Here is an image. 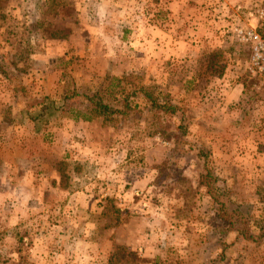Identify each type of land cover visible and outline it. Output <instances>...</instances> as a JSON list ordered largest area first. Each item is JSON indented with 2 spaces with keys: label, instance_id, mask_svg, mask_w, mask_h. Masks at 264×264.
<instances>
[{
  "label": "rangeland",
  "instance_id": "1",
  "mask_svg": "<svg viewBox=\"0 0 264 264\" xmlns=\"http://www.w3.org/2000/svg\"><path fill=\"white\" fill-rule=\"evenodd\" d=\"M263 4L0 0V264H264V238L221 259L234 235L199 185L218 176L260 233L264 82L232 26ZM141 87L182 108L185 135L147 110ZM83 92L136 108L74 118Z\"/></svg>",
  "mask_w": 264,
  "mask_h": 264
},
{
  "label": "trees",
  "instance_id": "2",
  "mask_svg": "<svg viewBox=\"0 0 264 264\" xmlns=\"http://www.w3.org/2000/svg\"><path fill=\"white\" fill-rule=\"evenodd\" d=\"M223 70V68L219 67V75L223 72ZM115 80L120 79L113 77L109 79L110 83H108L105 91L111 89V85H113ZM106 93L111 99L115 100L112 91H107ZM137 93L142 94L143 100L145 101V107H147V110L153 112L155 115H166L169 117L176 116L179 121V124L176 126V135H185L186 129L183 126V111L179 105L169 100H162L160 97L158 98L159 95H154L153 92L148 88L141 87L139 90H137ZM79 95L83 96L84 98L85 109L83 108L77 110L74 118H82L86 121H89L94 117H98L105 121L117 120L120 117H125L129 111L135 110L136 108V104H131L128 101L127 96L123 99L119 98L117 101L120 107L115 108L105 104L104 99L97 93L83 92ZM44 102H46V105L45 107L41 108V111H43L42 114L46 115L47 117H52L55 115L57 109L54 106V100L45 97ZM30 118L34 121V127L36 131H39L40 126L38 123L42 119L40 115L35 113L34 115L30 116ZM219 182L220 180L218 176L208 171L205 173V175H201L199 185L205 188L206 194L214 203L212 207L214 218L227 224L225 231H223L227 233L225 239H228L231 235H234L233 241L223 242V244L229 248V251L227 254L221 255V259L229 260L231 254L236 251V248L231 250L230 247L238 244V241L243 240L245 242H257L264 238V224L260 226V233L254 234L251 231L250 215L247 213L248 210L246 207L233 201L231 192L226 186L220 184Z\"/></svg>",
  "mask_w": 264,
  "mask_h": 264
},
{
  "label": "built area",
  "instance_id": "3",
  "mask_svg": "<svg viewBox=\"0 0 264 264\" xmlns=\"http://www.w3.org/2000/svg\"><path fill=\"white\" fill-rule=\"evenodd\" d=\"M237 40L248 46L246 70L264 82V4L250 13L244 24L232 26Z\"/></svg>",
  "mask_w": 264,
  "mask_h": 264
},
{
  "label": "crops",
  "instance_id": "4",
  "mask_svg": "<svg viewBox=\"0 0 264 264\" xmlns=\"http://www.w3.org/2000/svg\"><path fill=\"white\" fill-rule=\"evenodd\" d=\"M247 20V19H246ZM246 20L245 21H243V24L246 22ZM237 24H239V23H236V24H233V26L234 25H237ZM240 83H236L235 85L234 84H232L234 87V89H232L231 90V92L233 91V93H226V94H224L225 95V103L226 104H229L230 105V103H231V101H233V99L234 100H236V101H238L239 100V97H240V92H241V89L239 88V85ZM227 92V91H226ZM228 94H230L228 97H226V95H228ZM227 106V105H226ZM228 107V106H227ZM222 117H225V115H223L222 114Z\"/></svg>",
  "mask_w": 264,
  "mask_h": 264
}]
</instances>
